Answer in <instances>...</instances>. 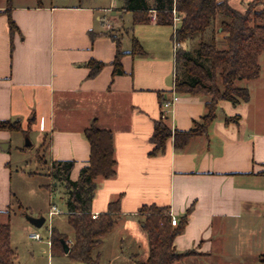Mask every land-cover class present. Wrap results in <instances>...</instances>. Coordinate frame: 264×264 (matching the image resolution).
Here are the masks:
<instances>
[{"label": "crops", "instance_id": "1", "mask_svg": "<svg viewBox=\"0 0 264 264\" xmlns=\"http://www.w3.org/2000/svg\"><path fill=\"white\" fill-rule=\"evenodd\" d=\"M253 1L228 3L245 13L237 7ZM115 7L114 0H0V121L20 122L24 133L34 129L39 148L47 142L45 160L75 163L73 181L90 163L85 131L96 122L113 133L116 175L97 180L92 206L101 215L120 201L118 221L101 246L106 264L148 261L145 206L169 208L177 225L192 210L174 240L177 252L192 255L179 264H264V114L255 113L254 92L249 89L248 103L221 102L208 133L183 150L171 139L164 154L153 156L162 114L173 131L189 132L208 98L178 95L165 112L161 99L176 94L174 26L158 24L154 11L149 23L134 24L133 13L119 17L125 11ZM133 39L142 54L133 52ZM118 56L121 74L115 73ZM92 63L104 65L95 76ZM11 138L0 131V143ZM10 162L0 151L3 211ZM51 211L50 222L60 215Z\"/></svg>", "mask_w": 264, "mask_h": 264}, {"label": "trees", "instance_id": "2", "mask_svg": "<svg viewBox=\"0 0 264 264\" xmlns=\"http://www.w3.org/2000/svg\"><path fill=\"white\" fill-rule=\"evenodd\" d=\"M12 0H8L10 5ZM122 10L136 16L134 24L149 23V13L156 12L157 23L174 26L173 10L180 18L173 41L181 47L175 53L176 95L204 96L208 98L206 113L189 132L173 131L163 116L155 123L152 143L153 156L164 154L167 143L173 139L176 150H183L192 138L204 136L214 123L221 102H231L237 106L250 102L247 87L240 82L258 80L262 69L259 64L264 54V0H255L241 13L233 9L228 0H122ZM11 30L16 29L10 20ZM223 35L222 37H220ZM223 40L227 47L220 49ZM198 41L196 48H189ZM133 52L142 54L143 49L137 39H133ZM116 74L123 73L120 57L116 60ZM92 76L104 66L93 64ZM167 100L161 99L162 109ZM233 119H227V123ZM0 131L20 132V122L0 121ZM84 136L91 146L88 166L84 167L79 179H71L75 163L72 161L45 160L48 147L44 141L36 153L38 163L47 165L48 177L61 183L67 191L66 216L74 231V240L51 231V250L53 255H65L64 240L70 248L67 257L74 263L101 264L97 251L105 238L110 235L118 221L120 201L111 203L105 214L93 219L92 206L99 178L111 179L116 175L114 136L111 131L100 129L96 122L85 131ZM189 210L177 226L172 225L169 208L145 206L144 231L149 243V258L144 264H179L192 255L180 253L174 248V240L186 228ZM0 264H17V253L11 244V226L0 225Z\"/></svg>", "mask_w": 264, "mask_h": 264}, {"label": "rangeland", "instance_id": "3", "mask_svg": "<svg viewBox=\"0 0 264 264\" xmlns=\"http://www.w3.org/2000/svg\"><path fill=\"white\" fill-rule=\"evenodd\" d=\"M108 2L110 0H107ZM116 10L122 9L123 1L114 0ZM247 5L237 7L238 10H247ZM120 11V10H119ZM119 12V17L130 18V12ZM109 17L111 14H108ZM221 35L220 37H222ZM198 41L191 43L189 48H196ZM220 49L227 47L223 40L219 43ZM262 69L259 81L240 82L239 85L247 87L254 92L255 113L264 114V54L259 59ZM26 131L25 133H27ZM24 131L12 133L9 143H0V151L10 158V199L6 211L0 210V224L11 226V244L17 253V264H79L72 262L67 256L52 253L50 247V227L54 226L60 233L73 238V230L67 222L66 198L67 191L63 184L56 183L48 177L47 165L37 162L36 153L39 145L35 139L34 129L25 135ZM30 144V145H29ZM7 147V148H6ZM49 163V159H46ZM53 204L59 216L50 222L49 209ZM93 215V214H92ZM99 217V214H97ZM28 218L45 219L41 228L33 226ZM30 233H37L41 239L32 241L28 239ZM116 236H114L115 238ZM101 264L105 263L104 248L97 251ZM102 255V256H101ZM195 264H206L203 261Z\"/></svg>", "mask_w": 264, "mask_h": 264}, {"label": "built area", "instance_id": "4", "mask_svg": "<svg viewBox=\"0 0 264 264\" xmlns=\"http://www.w3.org/2000/svg\"><path fill=\"white\" fill-rule=\"evenodd\" d=\"M172 13L174 15V36H175L176 29H177L178 25L180 24L181 20L177 16L176 10H173ZM180 47H181V45L174 41V51H175V53ZM178 99H179L178 95L175 94L170 100L166 101V103L164 104L163 110L165 112L166 111L168 112L177 103ZM59 213L60 212H58L57 208L55 206H53L50 215L53 216V215L59 214ZM97 218H98V215L97 214H93V219H97ZM171 218H172V225L173 226H177V223H178L177 219L172 214H171ZM29 239L32 240V241H38V240L41 239V237L37 233H30L29 234Z\"/></svg>", "mask_w": 264, "mask_h": 264}, {"label": "water", "instance_id": "5", "mask_svg": "<svg viewBox=\"0 0 264 264\" xmlns=\"http://www.w3.org/2000/svg\"><path fill=\"white\" fill-rule=\"evenodd\" d=\"M28 220L36 228H41L46 222L45 219L28 218ZM62 244L64 246L65 253L68 254L70 250V248L68 247V244L64 240L62 241Z\"/></svg>", "mask_w": 264, "mask_h": 264}]
</instances>
